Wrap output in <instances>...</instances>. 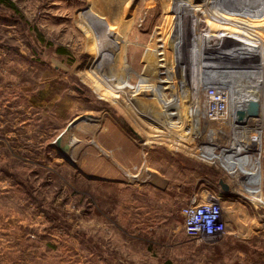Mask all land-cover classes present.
<instances>
[{"label":"rangeland","instance_id":"374dc122","mask_svg":"<svg viewBox=\"0 0 264 264\" xmlns=\"http://www.w3.org/2000/svg\"><path fill=\"white\" fill-rule=\"evenodd\" d=\"M198 7L0 3V264H264V64L258 123L237 121L259 124L260 147L228 118L207 126L231 139L205 144L204 93L223 80L202 76ZM258 153L260 185L241 191ZM193 197L220 202L215 240L186 233Z\"/></svg>","mask_w":264,"mask_h":264},{"label":"bare ground","instance_id":"6f19581e","mask_svg":"<svg viewBox=\"0 0 264 264\" xmlns=\"http://www.w3.org/2000/svg\"><path fill=\"white\" fill-rule=\"evenodd\" d=\"M191 2L197 3L199 6L197 12L205 18V21L202 22L208 25L201 35L202 76L220 77L223 80L215 88H207L213 92L212 94L210 93L207 96L204 93L205 107L202 108V116L204 117L202 132H206L204 137L205 144L217 148L220 145L217 143L218 137L220 135H227L231 139L230 132L235 130L244 137L246 140L244 144L246 146H252L256 150L257 147H260L261 142L259 124H249L247 127L250 128L251 132H243L237 126V121L240 122L249 117L250 122L253 120L255 123H258L259 109L254 103L257 102L254 98L256 95H259L260 90L259 80L264 64V43L261 41L262 38L261 40L255 39L257 36L255 33L259 32L260 36H264V5L258 3L249 8L246 6H232L233 4L221 5L217 4L216 0H191ZM199 22L201 23V21ZM219 25H223V29L218 30ZM237 28L243 30L244 34H239ZM239 83H241V86ZM217 98L218 100H215ZM245 99L251 101V104L245 101ZM218 103H222V105L217 106ZM249 105H251V108ZM210 113L212 114L211 120L207 119ZM245 113H247L246 117L244 116ZM227 118L230 121L229 123L226 122ZM212 122H226L231 130L229 129L230 132L227 133L223 130L210 129L211 127L208 128L207 125ZM244 130L249 131L246 128ZM227 154H230V152ZM252 154L255 155V152H252ZM260 156L258 153L253 163H251V168L253 169L251 181L247 182V179L243 175L238 180L239 183H243L239 185L241 191H251L252 194L253 191H256L254 187L260 185V183L259 185L255 183L257 177L260 175L258 173L260 170ZM221 186L224 192H231V189L226 185L221 184ZM209 203L211 205L206 206ZM206 205L201 204V202L196 204V201L190 203L192 215L188 217L187 221L189 224L194 223L196 217L210 214L209 210L212 209L213 205L220 206L221 204L217 199L213 198L208 200Z\"/></svg>","mask_w":264,"mask_h":264},{"label":"built area","instance_id":"2783aa9c","mask_svg":"<svg viewBox=\"0 0 264 264\" xmlns=\"http://www.w3.org/2000/svg\"><path fill=\"white\" fill-rule=\"evenodd\" d=\"M196 201L197 199L193 197L190 200ZM189 203V204H190ZM198 203V202H197ZM187 205L184 209V229L186 233L193 238L203 239V240H215L216 236L221 234L225 224L221 222V205H213L212 209L209 210L210 214H205L203 216L196 217L194 223H188V217L192 215V209L190 205ZM206 205V204H203ZM211 204H207L206 206H210ZM193 218V217H192ZM192 220V219H191Z\"/></svg>","mask_w":264,"mask_h":264},{"label":"water","instance_id":"95a60500","mask_svg":"<svg viewBox=\"0 0 264 264\" xmlns=\"http://www.w3.org/2000/svg\"><path fill=\"white\" fill-rule=\"evenodd\" d=\"M59 155H60L61 157H64V158H66V156H65V154H64V152H63V151H60ZM66 159H67V158H66ZM219 183H220V184H222V181H220Z\"/></svg>","mask_w":264,"mask_h":264},{"label":"crops","instance_id":"0c3cea01","mask_svg":"<svg viewBox=\"0 0 264 264\" xmlns=\"http://www.w3.org/2000/svg\"><path fill=\"white\" fill-rule=\"evenodd\" d=\"M64 154H66V152L68 151V147L66 146L63 150ZM117 154H121V153H117Z\"/></svg>","mask_w":264,"mask_h":264},{"label":"trees","instance_id":"16d2710c","mask_svg":"<svg viewBox=\"0 0 264 264\" xmlns=\"http://www.w3.org/2000/svg\"><path fill=\"white\" fill-rule=\"evenodd\" d=\"M0 3H4V0H0ZM11 8V7H10Z\"/></svg>","mask_w":264,"mask_h":264}]
</instances>
